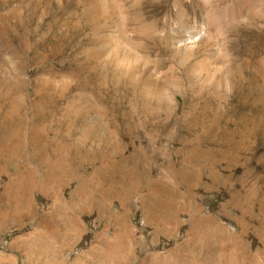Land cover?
<instances>
[{
	"label": "rangeland",
	"instance_id": "1",
	"mask_svg": "<svg viewBox=\"0 0 264 264\" xmlns=\"http://www.w3.org/2000/svg\"><path fill=\"white\" fill-rule=\"evenodd\" d=\"M2 119L0 264H264V0H0Z\"/></svg>",
	"mask_w": 264,
	"mask_h": 264
},
{
	"label": "bare ground",
	"instance_id": "2",
	"mask_svg": "<svg viewBox=\"0 0 264 264\" xmlns=\"http://www.w3.org/2000/svg\"><path fill=\"white\" fill-rule=\"evenodd\" d=\"M6 118V117H5ZM4 118V119H5ZM8 118V117H7ZM18 120V119H17ZM203 121V120H202ZM10 122V121H9ZM9 122L5 121L2 119V121H0V129H1V134L3 135L2 139L0 138V140L4 139V144H8L10 141H13L16 138L17 135V131L16 128L15 130L9 126ZM12 122V121H11ZM17 123V122H16ZM11 124V123H10ZM15 124V123H14ZM13 124V126H14ZM17 126V125H15ZM1 144V142H0Z\"/></svg>",
	"mask_w": 264,
	"mask_h": 264
}]
</instances>
